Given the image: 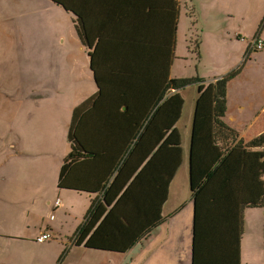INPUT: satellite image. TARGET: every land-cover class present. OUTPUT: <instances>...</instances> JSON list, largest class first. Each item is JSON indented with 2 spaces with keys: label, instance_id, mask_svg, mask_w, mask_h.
<instances>
[{
  "label": "rangeland",
  "instance_id": "374dc122",
  "mask_svg": "<svg viewBox=\"0 0 264 264\" xmlns=\"http://www.w3.org/2000/svg\"><path fill=\"white\" fill-rule=\"evenodd\" d=\"M108 13L111 19L100 44L98 34ZM74 20L84 26L85 48ZM224 31L227 35L221 38ZM256 39L264 43V0H0V161L7 160L0 168V245L6 244L1 234L14 224L31 223L34 231L42 226L43 216L47 221L58 216L59 225L63 221L62 211L45 206V199L58 194L51 168L68 152L71 107L97 96L93 68L199 77L207 85L232 74L226 91L228 122L240 136L249 132V138L253 130H264V47L248 48ZM168 40L171 56L160 49ZM182 96L185 107L178 130L187 156L197 87ZM18 105L25 107L19 110ZM12 142L21 152L45 153L11 157ZM47 167L48 178L30 176ZM53 243L17 245L38 254V264H49L62 252ZM14 252L13 243L9 252L0 249V264L27 262Z\"/></svg>",
  "mask_w": 264,
  "mask_h": 264
},
{
  "label": "trees",
  "instance_id": "16d2710c",
  "mask_svg": "<svg viewBox=\"0 0 264 264\" xmlns=\"http://www.w3.org/2000/svg\"><path fill=\"white\" fill-rule=\"evenodd\" d=\"M110 19L108 13L100 44ZM73 27L87 47L82 22L74 20ZM93 71L99 90L71 116L69 152L58 178V190L91 199L75 243L125 256L165 222L162 210L184 162L178 130L182 93L196 86L188 153L194 207L191 264H241L245 214L264 212V132L246 141L228 122L226 91L232 74L207 85L199 77ZM105 100H112L119 116L101 117L99 101ZM76 116L81 117L78 125ZM89 160L92 168H101L99 175L71 181L79 174L78 164Z\"/></svg>",
  "mask_w": 264,
  "mask_h": 264
},
{
  "label": "crops",
  "instance_id": "0c3cea01",
  "mask_svg": "<svg viewBox=\"0 0 264 264\" xmlns=\"http://www.w3.org/2000/svg\"><path fill=\"white\" fill-rule=\"evenodd\" d=\"M226 35V31H224L222 33L221 38L225 37ZM166 45V48L160 45V49H162V53L163 51H170L171 56L173 45L171 44L170 40L166 42ZM93 69L99 71L113 72L117 76L124 75L126 74L125 72H128L127 74H135L150 77L162 76L147 74L148 72L144 73L139 69L129 68L122 70L118 66H115L114 68L104 67ZM197 97L198 95L195 98V102ZM84 102H82L81 104H83ZM101 103V107H103L104 109L101 116L102 118L107 117L109 114H113L114 117L119 116V113L115 111L113 107L112 100L99 101V104ZM81 104H74L71 107L70 119L74 110L78 108ZM24 107L25 106L21 107L18 105L19 110ZM70 119L67 125L68 128L70 124ZM80 120V116L75 117V123H77V125ZM192 124L190 128V136L192 131ZM263 132L264 130H253V134L249 138H247L249 132H246L245 136L241 135V137L244 140L249 141ZM189 147L190 138L188 143L187 156L184 155V162L178 170L170 186L169 198L162 210L165 222L160 227L155 229L148 239L143 240L141 243H138L125 256L113 255L109 254L108 252L89 250L86 248L85 244H76L73 240V237L77 233L80 225L82 224L84 218L87 215V212L89 211V208L91 206V199L88 196H80L74 192L58 190L59 174L64 165V159L68 155L69 148L63 160L57 161V168H51L50 178L52 183L55 184L56 192L58 194L56 198L49 197L45 199V206L47 208H51L53 212H63V221L59 225L56 224L58 221V216L53 215L48 221L47 217L43 216L41 219L42 226L39 229L36 228V230L34 231L31 228V223H27L25 226L14 224L11 226L10 230L1 234L2 240H5L6 244L0 245V249H2L5 253L9 252V244L13 243V247H15L14 256L17 259L20 257L27 258L26 263L18 261L16 264H38V261L35 259L39 255L35 254V256H33L29 248L17 245L21 242L34 244L35 247H37L38 245L45 246V243L54 242L53 244L58 246L60 248V251L62 250V252L61 254H58L54 260H51L49 264H191L194 232V207L192 203L189 184ZM10 151L11 153H14L11 154V157L15 158L18 156L30 158L32 156L44 155L45 153L43 150H40L38 153L34 154L30 152H21L17 144L14 142L10 143ZM29 162L30 161H28V164ZM90 162L91 160L78 164L79 169H77V171H79V174L70 176V180L79 181L83 180L85 177H97L101 170L100 164L98 166L100 169L98 170L96 168H92ZM6 165V159L5 163L3 160L2 162L0 161V168H5ZM41 170L42 172L40 174L34 172L30 176L41 177L43 179L48 178L49 168H41ZM4 174H7V171H5ZM178 184L181 185V189L179 190L177 188ZM60 194L84 198L87 201L85 203H81L79 201L62 199L60 197ZM58 199L62 201V204L60 207L56 208L55 203ZM261 212L262 211H252L245 214L244 236L241 246V264H264V215ZM3 216L6 219L5 214H3ZM16 219V216H14L13 220L16 221ZM73 220L76 221L75 228L72 227ZM61 224L67 226L69 230L65 232L64 227L61 226ZM44 233L51 234L52 239L43 244L39 241V238ZM4 264L13 263L6 262Z\"/></svg>",
  "mask_w": 264,
  "mask_h": 264
},
{
  "label": "built area",
  "instance_id": "2783aa9c",
  "mask_svg": "<svg viewBox=\"0 0 264 264\" xmlns=\"http://www.w3.org/2000/svg\"><path fill=\"white\" fill-rule=\"evenodd\" d=\"M254 46H256V47H257V50H258V49L264 47V43L259 42V40H255V41H254ZM61 204H62V201L58 199V200L56 201V203H55V207L58 208V207L61 206ZM51 239H52L51 234L44 233V234L39 238V241H40L41 243H45V242H47V241H50Z\"/></svg>",
  "mask_w": 264,
  "mask_h": 264
},
{
  "label": "flooded vegetation",
  "instance_id": "af4514ba",
  "mask_svg": "<svg viewBox=\"0 0 264 264\" xmlns=\"http://www.w3.org/2000/svg\"><path fill=\"white\" fill-rule=\"evenodd\" d=\"M248 48H249V50H251V51H253L254 49H256V48H254L253 46H248Z\"/></svg>",
  "mask_w": 264,
  "mask_h": 264
}]
</instances>
